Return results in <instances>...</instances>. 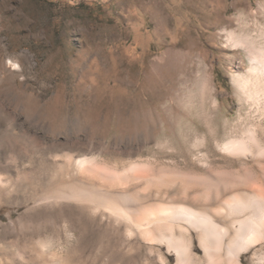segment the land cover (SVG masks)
<instances>
[{"label":"rangeland","instance_id":"obj_1","mask_svg":"<svg viewBox=\"0 0 264 264\" xmlns=\"http://www.w3.org/2000/svg\"><path fill=\"white\" fill-rule=\"evenodd\" d=\"M262 8L264 0H0V264H176L163 243L128 235L106 210L40 195L81 177L73 157L183 165L187 140L208 136L211 110L192 97L203 77L218 96L210 122L222 139L239 108L232 76L247 69L226 32L257 35ZM26 142L33 149L21 156ZM214 148L208 141L209 155ZM194 246L201 258L195 236ZM253 251L241 264H254Z\"/></svg>","mask_w":264,"mask_h":264},{"label":"bare ground","instance_id":"obj_2","mask_svg":"<svg viewBox=\"0 0 264 264\" xmlns=\"http://www.w3.org/2000/svg\"><path fill=\"white\" fill-rule=\"evenodd\" d=\"M238 22L240 27L249 25L246 17ZM260 27L255 36L226 32L231 45L244 49L247 69L232 76L239 108L235 117L224 121L222 139L210 122L220 110L218 96L203 77L192 97L211 110L204 122L208 136L202 133L187 140L183 165L136 158L118 167L95 156L73 157L72 166L81 177L50 186L40 199H74L106 210L123 222L128 235L163 243L174 252L176 264H241L251 248L253 263L264 262V26ZM208 141L216 148L212 155ZM30 149L33 144L24 143L20 155ZM6 183L0 176V184ZM194 236L201 258L195 254Z\"/></svg>","mask_w":264,"mask_h":264}]
</instances>
